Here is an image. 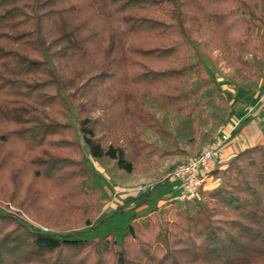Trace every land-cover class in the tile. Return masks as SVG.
Wrapping results in <instances>:
<instances>
[{
	"label": "trees",
	"instance_id": "obj_1",
	"mask_svg": "<svg viewBox=\"0 0 264 264\" xmlns=\"http://www.w3.org/2000/svg\"><path fill=\"white\" fill-rule=\"evenodd\" d=\"M258 23L264 0H0V203L41 223L55 205L57 223L67 224L88 200L83 189L98 194L82 179L85 154L125 174L158 166L178 148L147 98L186 111L191 44L256 79L246 54L264 56ZM143 129L175 150L148 143ZM212 175L218 186L171 206L164 224L156 216L138 229L129 223L119 242L0 213V264H264V147Z\"/></svg>",
	"mask_w": 264,
	"mask_h": 264
},
{
	"label": "rangeland",
	"instance_id": "obj_2",
	"mask_svg": "<svg viewBox=\"0 0 264 264\" xmlns=\"http://www.w3.org/2000/svg\"><path fill=\"white\" fill-rule=\"evenodd\" d=\"M255 7L258 8V5L256 4ZM253 35L264 43V27L259 23L253 30ZM187 52L191 56V62L193 64L197 63V66L188 73L189 84L183 85L181 88L182 99L187 104L186 111L178 114L169 107L160 106L149 98L146 101V108L156 117L162 128L177 140L179 147L188 150V153L192 154L194 151L197 152L199 142L202 139L209 143L212 136L216 133L219 135L227 123L233 122L236 125L241 123L239 117L236 116L237 114H241L248 109L253 111L259 103L261 104L260 101L263 99L264 94V56L246 54L248 61L259 70L258 77L251 79L244 77L241 70L232 66L230 58L221 57L216 50L212 52L211 58H207L191 44ZM196 94H198L199 105L193 104ZM188 111H192L191 115L187 114ZM72 125L76 128L74 120H72ZM149 131L146 129L141 131L145 141L148 140ZM160 145L163 148H172L165 138H161ZM84 150L86 151L85 148ZM176 155L178 161L168 168L165 175H159L158 171L154 173L144 172L146 175L144 183L136 185L137 175L132 174V177H129L116 169L108 159L94 160L88 154H85L82 162L87 171L82 179L90 186L97 188L98 194L89 188L83 189L88 195V200L84 203L81 212H78L77 216L75 215L77 219H72L67 224L59 225L57 223L60 217L57 214L55 205L48 206L47 209L52 215L49 216V222L46 223L36 221L27 212L20 211L13 205L6 203H0V213H19L33 227L47 232L70 234L77 230L88 231L85 235L93 241L112 233L115 240L119 242L132 217L135 218L132 225L136 229L141 228L148 220L154 218L153 216H156V219L164 224L170 220L168 210L171 206H182V202L174 200V198L160 200V204L157 200L163 197L168 190V188L162 186L165 183L166 175L175 165L191 157L185 154ZM228 163L218 171L224 170ZM150 167L154 169L157 166ZM220 182L219 177H214L212 188L218 186ZM152 185L156 186L149 196L151 204L145 210H142L139 214H134L133 210L126 209L129 203L134 202L140 196L145 197ZM138 186L144 187L145 191H135ZM205 190L209 189L203 191ZM48 194L52 202H55L53 201L54 192L49 190ZM133 194L135 195L132 196ZM189 206L192 207V204H189ZM83 213L84 216L82 217ZM147 214L149 215L147 216ZM84 219L90 222L87 227L83 224Z\"/></svg>",
	"mask_w": 264,
	"mask_h": 264
},
{
	"label": "crops",
	"instance_id": "obj_3",
	"mask_svg": "<svg viewBox=\"0 0 264 264\" xmlns=\"http://www.w3.org/2000/svg\"><path fill=\"white\" fill-rule=\"evenodd\" d=\"M263 90H264V86H263ZM260 102H261V104L259 103L257 108H255L253 111L248 109V110H245L244 112H242L241 114L236 115L241 120L240 124L236 125L233 122H231V123H227L224 126L223 131L228 132L230 134V139L227 142V144L223 147V151H222V154H221L219 160L216 161L215 163H211L204 170V173H206L209 176V179H208L204 189H211L212 188V181L214 178V176L212 175L213 172H215L217 170H221L223 167H225L226 164L229 162V160L231 158H233L235 155H237L241 151H243L247 148L253 147V146H263L264 147V94H263V99H261ZM217 135H218V133L214 134L211 139L215 138ZM142 137L145 139L144 135H142ZM147 137H148L147 138L148 140H146V141L148 143L154 145L155 147H157L160 150H167V151H174L175 150V147L170 143V141L167 138L158 135L157 133H155L152 130L149 131V134L147 135ZM161 138H165L170 143L172 148L169 149V148L161 147V145H160ZM173 139L177 142V140L174 137H173ZM206 143L207 142L205 140L203 141V139H202L199 142V147H198L197 152L194 151L192 154H190V153H188V150L179 147V144L177 142V148L178 149L176 150V153L174 152L171 156L158 160L159 165L156 168L153 169V168L149 167L148 169H145L141 172L133 171L132 173L127 174V176L132 177V174L137 175V179H136V183H135L136 185L144 183V181L146 179V175L144 172L149 171V173H154V172L158 171L159 175L163 176L167 173L168 168L172 167L174 165V163L176 161H178V157L176 154H185L187 156L192 157V155L193 154L196 155L200 151V149L204 145H206ZM185 160H183L182 162H184ZM182 162H180V163H182ZM152 169H153V171L151 172ZM162 186H164L165 188H168V190L163 195V197L157 199V200H159V202H158L159 204L161 203L160 200L174 198L175 196H177L179 194V188H178V184L176 182L166 181L165 183L162 184ZM132 193H134V192H132ZM134 195L135 194H133L132 196H134ZM146 196L145 197L142 196L143 198L142 197L138 198L137 200H134V202L129 203L126 209L127 210H133L134 214H136V213L139 214V212H141L142 210H145L151 204V202L149 200L150 194H148ZM142 201H146V202L142 203ZM156 201H154V202H156ZM148 215L149 214H147V216ZM134 222H135V218L132 217L130 224H132Z\"/></svg>",
	"mask_w": 264,
	"mask_h": 264
},
{
	"label": "built area",
	"instance_id": "obj_4",
	"mask_svg": "<svg viewBox=\"0 0 264 264\" xmlns=\"http://www.w3.org/2000/svg\"><path fill=\"white\" fill-rule=\"evenodd\" d=\"M230 139V134L223 130L219 135L204 145L200 151L184 162L176 165L165 178L166 181H173L178 184L179 194L174 200L190 203L199 198L200 192L204 190L209 176L204 170L211 164L219 160L223 147ZM137 192L145 191V188L138 186Z\"/></svg>",
	"mask_w": 264,
	"mask_h": 264
}]
</instances>
